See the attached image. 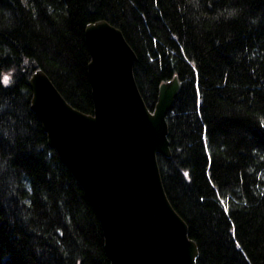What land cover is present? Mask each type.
I'll list each match as a JSON object with an SVG mask.
<instances>
[{
	"label": "trees",
	"instance_id": "16d2710c",
	"mask_svg": "<svg viewBox=\"0 0 264 264\" xmlns=\"http://www.w3.org/2000/svg\"><path fill=\"white\" fill-rule=\"evenodd\" d=\"M96 20L134 53L147 108L161 82H179L165 114L169 156L156 163L195 264H264V0H0V264H109L27 85L39 69L91 113L84 27Z\"/></svg>",
	"mask_w": 264,
	"mask_h": 264
},
{
	"label": "water",
	"instance_id": "95a60500",
	"mask_svg": "<svg viewBox=\"0 0 264 264\" xmlns=\"http://www.w3.org/2000/svg\"><path fill=\"white\" fill-rule=\"evenodd\" d=\"M84 40L91 113L65 102L41 70L28 79L47 144L91 205L109 264H195L196 245L165 196L156 163L157 154L169 156L165 114L179 82H161L149 109L119 29L96 20L85 25Z\"/></svg>",
	"mask_w": 264,
	"mask_h": 264
},
{
	"label": "snow or ice",
	"instance_id": "6c2138e0",
	"mask_svg": "<svg viewBox=\"0 0 264 264\" xmlns=\"http://www.w3.org/2000/svg\"><path fill=\"white\" fill-rule=\"evenodd\" d=\"M7 82H8V78L5 77V79H4V83H7ZM185 175L187 176V173H186ZM226 211H227V209H226Z\"/></svg>",
	"mask_w": 264,
	"mask_h": 264
}]
</instances>
